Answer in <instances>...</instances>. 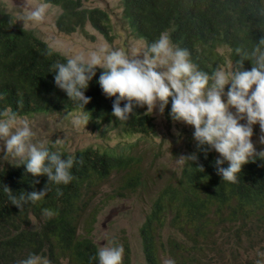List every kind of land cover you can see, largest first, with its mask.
Wrapping results in <instances>:
<instances>
[{
	"label": "trees",
	"instance_id": "trees-1",
	"mask_svg": "<svg viewBox=\"0 0 264 264\" xmlns=\"http://www.w3.org/2000/svg\"><path fill=\"white\" fill-rule=\"evenodd\" d=\"M44 2L60 10L54 23L58 32H84L88 25L105 39H113L105 10L83 7L80 0ZM122 12L130 32L141 38L146 48L162 32H168L172 43L187 49L192 62L209 75L227 63L235 65L241 58L237 48L249 53L256 46L264 49V0H122ZM87 37L93 39V35ZM67 58L20 26L0 5V118L7 110L21 117L76 109L96 128L109 123L119 136L142 133L151 126L153 117L142 111L145 106L136 107L127 121L112 115L115 97L103 93L98 83L103 70L99 67L84 90L90 102L81 108L78 101L70 100L54 82L53 66L66 63ZM252 66L251 60L243 61V70ZM124 103L121 101V107ZM168 104L163 110L166 119ZM127 146L122 142L118 148H76L73 179L67 185L48 181L46 175L34 177L20 166L0 168V264H18L30 254L46 257L49 264H98L99 249L88 235L89 222L80 223L77 212L62 204L65 194L78 197L88 189H99L112 171L129 169V162H136L137 157L127 153L129 162L124 158ZM48 149L52 151L50 146ZM59 153L65 159L66 153ZM196 157V161L185 162L176 177L192 198L185 202L181 214L156 226L149 239L148 264L167 259L175 264H228L224 260L227 255L237 256L264 240V169L255 166L259 159L249 167L243 165L238 182L230 183L214 175L210 153L205 157L197 148ZM37 180L39 183H34ZM119 182L122 187L136 189L129 171ZM46 184L48 193L43 200L22 208L12 203L13 196L40 191ZM58 189L63 195H57ZM151 205L140 225L141 236L153 226ZM45 209L56 215L46 217ZM30 215H42L41 225L38 221L32 225ZM94 256L97 258L91 260ZM124 260L128 262L127 255Z\"/></svg>",
	"mask_w": 264,
	"mask_h": 264
},
{
	"label": "clouds",
	"instance_id": "clouds-1",
	"mask_svg": "<svg viewBox=\"0 0 264 264\" xmlns=\"http://www.w3.org/2000/svg\"><path fill=\"white\" fill-rule=\"evenodd\" d=\"M48 11L49 5L46 2L35 6L30 5L18 19L40 24L45 21ZM261 43L264 44V40ZM139 53L141 52L129 56L125 51L110 49L105 42L98 50L71 56L67 58L66 63H56L53 67L55 85L65 91L70 100L78 101L81 108L91 100V97L85 96L84 90L88 88L89 82L96 75V69L99 67L103 71L98 83L107 97H115L112 104V115L117 120L127 121L136 107L144 106H147V113L150 114L159 106V109L154 112H160L163 115L164 107L171 98V103L168 104L166 110L169 118L182 121L194 128L190 130L182 127L185 134L182 146L188 149L187 157L178 158V163L181 165L175 170L174 175L161 182L146 199L147 208L140 220L138 235L143 264H148L149 239L156 226L181 214L185 202L192 198V193L177 182L176 177L185 162L196 161L197 148L204 151L205 157L207 152L210 153L214 175L218 174L230 183H237L242 166L249 167L255 163V159H259L255 166L261 170L264 169V150L257 152L251 139L252 126L256 123H259L260 130L264 133V49L256 46L249 53L237 48L236 53L241 57L240 60L235 62L230 69H218L211 75L200 70L192 62L187 49L175 46L168 32H162L159 38L147 47V51L142 52V58L138 57ZM245 59L252 61L251 70H243ZM226 85H230L227 90H225ZM225 96L226 101L222 99ZM121 101H125L123 107H121ZM230 108H234L235 112L230 111ZM2 116L3 118H0V141H3V148L0 151L18 160L13 165L26 169L34 177L46 175L48 181L57 185H67L72 181L71 169L75 163L74 150L71 152L66 149L54 151L51 148L52 151H49V146L44 143L33 142L36 133L32 130L28 120L18 121L16 114L11 110L5 111ZM241 120H246V123H240ZM80 122L79 118L74 120L77 125ZM151 126L145 132L134 135L147 134ZM260 143L264 144V135L260 137ZM141 151L143 150L136 149L135 143L129 144L123 150L124 158L126 159L127 153H130L137 157V161L129 162L126 159L131 164L130 168L114 170L107 179L120 171H124L126 177L129 171L131 178L137 183L133 191L138 193L145 189L146 182L142 178L141 171L134 168L139 163ZM59 152L66 153L65 159ZM224 163L228 166L223 167ZM200 169L203 171L202 167ZM123 179H116V181L121 185L119 180ZM105 180L99 189H88L81 196L65 194L62 204L77 212L80 223H84V220L89 222L88 235L92 242L94 240L91 233L94 227L108 217L109 206H116L120 202L116 194L106 190ZM34 183H39V181H34ZM47 193L46 184L40 191L28 192L26 196L21 195L19 198L13 196L12 203L22 208L29 202L35 204L43 200ZM57 195H63L62 191L58 189ZM150 204H152L153 226L145 236H141L140 225ZM44 215L51 218L56 213L45 209ZM42 221L43 216L38 220L40 225ZM106 242L103 244L110 247L100 248L99 243L94 242L99 249L98 264H131L130 248L126 241L114 238ZM262 242L264 240L247 251H241L235 257L255 253L256 249L261 247ZM125 255L128 256V262L124 260ZM97 256L90 257V259L95 260ZM229 257L234 256L225 257L224 260H227L228 264ZM18 264H49V261L46 257L30 254L27 258L18 261ZM161 264H175V261L167 259Z\"/></svg>",
	"mask_w": 264,
	"mask_h": 264
},
{
	"label": "rangeland",
	"instance_id": "rangeland-1",
	"mask_svg": "<svg viewBox=\"0 0 264 264\" xmlns=\"http://www.w3.org/2000/svg\"><path fill=\"white\" fill-rule=\"evenodd\" d=\"M83 7H98L105 10L111 20L112 33L114 37L111 41L105 39L98 31L91 29L88 25L84 27V32L73 31L70 33H59L55 26V18L59 13V8L49 5L48 15L44 22L35 24L29 21L19 20L28 6H35L45 3L43 0H0V5L5 11L12 14L15 21L23 28L32 30L36 36L45 40L52 48L58 50L66 57H71L79 53H90L98 50L105 42L112 50L125 51L129 56L138 54L143 57L142 52L147 48L141 38L135 37L128 27L126 19L123 17L122 0H80ZM93 35V39L87 37ZM228 55V50L225 51ZM231 64L227 63L221 69L228 70ZM255 86H253L254 88ZM226 101L227 97L222 98ZM150 114L154 117L151 129L147 134L129 136L117 134V130L104 122L96 128L80 110H60L34 113L31 116L17 117V120H28L32 130L36 133L33 138L34 143H44L51 146L52 150L59 151L66 149L71 152L76 148L92 146L99 149L118 148L122 142L127 145L135 143L137 150H143L139 155V163L134 168L142 173L145 179L146 188L136 193L128 187H122L116 179H123L125 172L114 173L109 179L105 180V188L109 192L116 194L120 202L116 206H109L108 217L101 221L92 230L91 236L94 242L99 243V247H110L103 243L106 240L121 238L126 241L130 248L131 264H143L141 244L138 235L140 220L147 208V197L161 184L167 177L174 175L181 164L178 158L187 157L188 149L184 143V128L194 130L182 121L166 119L160 112ZM147 112V106L142 110ZM230 111L235 112L234 108ZM80 119V124L74 120ZM87 121V123H85ZM240 123H246L241 120ZM253 136L251 137L257 152L264 150V144L260 143L261 132L259 123L253 126ZM120 132V130H119ZM3 148V141H0V149ZM219 157V153H217ZM18 160L10 154L0 151V168L12 166ZM42 215H30V223L34 225ZM229 264H246L249 262L264 264V242L255 253L249 256L229 257Z\"/></svg>",
	"mask_w": 264,
	"mask_h": 264
}]
</instances>
